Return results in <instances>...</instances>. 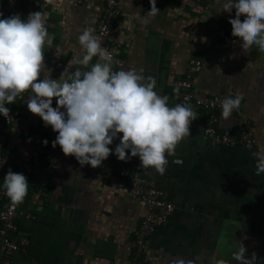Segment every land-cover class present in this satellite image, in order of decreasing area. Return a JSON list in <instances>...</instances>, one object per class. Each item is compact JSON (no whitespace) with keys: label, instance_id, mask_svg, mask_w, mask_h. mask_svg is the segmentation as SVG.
Wrapping results in <instances>:
<instances>
[{"label":"crops","instance_id":"0c3cea01","mask_svg":"<svg viewBox=\"0 0 264 264\" xmlns=\"http://www.w3.org/2000/svg\"><path fill=\"white\" fill-rule=\"evenodd\" d=\"M38 1L46 28L53 37L44 45L41 79L67 80L85 51L78 36L87 28L96 34L99 0H0L3 7L28 11ZM224 0H209L204 11L198 0H156L159 13L149 16V0H119L120 17L112 35L115 54L125 59L123 70H142L156 80L155 90L175 106L174 81L182 79L188 63H200L192 72L196 96L242 97L228 119L217 112L218 133H237L246 125L257 147H264V52L245 48L232 36L228 21L235 9L223 12ZM0 19L8 14L0 12ZM244 17H241L243 21ZM199 31L197 36L194 33ZM94 57L90 62H98ZM61 63L63 68H56ZM113 71H119L113 67ZM30 93L17 104L6 105L19 113L17 122L2 127L4 154L11 169L29 184L23 202L15 206L30 214L22 219L19 235L28 240L24 251L11 256V264H173L179 258L196 264H237L232 254L241 243L245 258L255 253L254 264H264V174L257 176L255 163L241 147L213 146L203 130L208 115L192 110L196 118L160 175L145 169L144 176L160 188L174 205L169 222L146 242L144 254L135 260L131 242L145 215V205L131 197V167L112 161V154L93 169L81 167L72 156L52 147L58 133L40 130L43 122L26 106ZM52 107H56L53 99ZM47 140L45 145L43 141ZM174 160L181 163H173ZM8 169V170H9ZM8 170L0 173V186ZM10 203V200L5 203Z\"/></svg>","mask_w":264,"mask_h":264},{"label":"clouds","instance_id":"9594fccd","mask_svg":"<svg viewBox=\"0 0 264 264\" xmlns=\"http://www.w3.org/2000/svg\"><path fill=\"white\" fill-rule=\"evenodd\" d=\"M149 4V16L160 12L156 0H149ZM222 8L223 12L235 9V17L228 21L232 36L243 47L255 45L264 52V0H224ZM44 17L38 11L30 13L27 19L18 14L0 19V115L9 118L6 105L30 93L26 102L28 111L58 133L52 147L59 146L64 156L74 157L81 167H99L112 154L109 145L119 137L114 152L118 160L126 162L138 157L142 168L163 175L169 162L166 156H174L177 145L189 137L196 113L183 104L169 106V97L155 90V78L145 77L142 70L113 71L116 61L93 35L92 28L78 36L85 54L77 63L87 70L77 68L67 80L41 79L44 45L53 39ZM94 57L99 58L98 62L89 67ZM241 99L228 96L222 100L224 119L239 108ZM43 143L46 145L48 141ZM254 155L255 174L259 176L264 174V147ZM3 188L15 207L23 202L29 184L22 173L9 169ZM236 248L232 259L237 264H254L258 259L255 253L250 259L245 258L246 249L241 243ZM173 264H196V261L179 258Z\"/></svg>","mask_w":264,"mask_h":264},{"label":"built area","instance_id":"2783aa9c","mask_svg":"<svg viewBox=\"0 0 264 264\" xmlns=\"http://www.w3.org/2000/svg\"><path fill=\"white\" fill-rule=\"evenodd\" d=\"M100 16L97 20L96 34L102 40V47L105 48L113 57L116 63L113 67L117 70H123L126 61L115 54V39L112 35V29L120 17L119 0H99ZM202 9L207 11L209 0H198ZM45 7L44 1H38L37 5L30 9L31 13L38 12ZM0 12H5L8 16L18 14L21 19L28 13L27 10L17 7H3L0 5ZM199 31L194 33L197 36ZM200 63L191 59L185 70L184 77L172 83V92L177 94L176 104H183L195 109L203 110L208 115V125L203 130L204 135L209 138L213 146L235 147L241 146L256 164L255 153L259 152L256 138L253 132L246 126L240 127L237 133H218L214 127L218 120L217 112L221 109V100L216 96L198 97L192 89V72L194 67ZM56 68L62 69L61 63L56 64ZM159 94V93H158ZM24 94L18 96L13 104L19 103ZM164 95V94H160ZM19 113L16 110L9 109V118L0 115V173L8 170L12 165V160L4 154L6 138L2 132L3 126H8L17 122ZM41 131L50 132L51 127H40ZM112 161L116 164H128L131 167L130 192L131 197L145 205V215L139 226L134 232V238L131 242L135 249L134 258L141 257L146 249L147 239L159 228L165 226L172 215L174 205L167 200L164 192L158 188L151 180L144 176L145 169L141 167L138 157L129 160L120 161L115 155ZM8 197L5 189L0 186V264H11V256L15 253L25 250L28 240L19 235L18 224L22 219H32L33 216L18 210L10 203L5 204ZM261 245L264 247V233L260 237Z\"/></svg>","mask_w":264,"mask_h":264}]
</instances>
